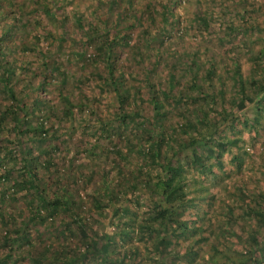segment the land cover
Here are the masks:
<instances>
[{"label": "rangeland", "instance_id": "obj_1", "mask_svg": "<svg viewBox=\"0 0 264 264\" xmlns=\"http://www.w3.org/2000/svg\"><path fill=\"white\" fill-rule=\"evenodd\" d=\"M167 6L169 10L165 16L164 10ZM201 17L208 19L205 29H202ZM76 18L80 20V27L75 24ZM150 20L154 23H150ZM104 23L110 27V34H125L131 39L129 47L120 46L117 52L119 59L117 65L120 73L126 78L125 87L129 94L138 92L139 99L142 100L140 106L148 107L150 112L152 110L148 104L150 92L145 84V74L148 73V79L154 80L153 85L157 88H168L169 74L177 80L178 84L172 86L171 93L178 95L176 104L179 105H174L175 109L166 113L163 119L164 123L169 122L174 127L189 117L179 113L182 112L181 107L188 108L191 114L195 113V108L199 111L204 110L213 120H217V111L211 107L210 100L219 89L223 92L222 100H220L222 105H225L230 98L237 96L239 91L235 74L236 66L239 65L245 82L251 75L260 74L258 68L264 71V0H0L2 38L0 47L4 58L13 65L12 68L16 69L17 73L22 68L25 71L30 69L27 80L18 81L16 86L25 84L23 88L28 97L41 96V99L45 100L44 108L40 107L38 114L39 122L43 120L46 126L52 127L54 124L52 113L58 109L56 95L61 89L60 86L56 87V78L51 79L49 84L40 86V75H43L44 63L51 65L56 60L62 64L67 74H74L80 80V83H76L75 76L69 78L62 93H68L73 104L81 105L83 111L79 110V114H75L72 121L73 127L62 136L63 141L49 139L43 145V147L58 146L61 153L58 155L60 171L66 172L67 177L71 175V178L65 176L62 179L71 180L70 192L83 207L77 219H87L93 211L97 210L91 205L92 203L90 204L91 198L87 192L94 191L92 183L101 186V179H94L90 185H87L86 190L80 187L81 179L87 178L91 181L93 178L89 171H104V176L110 177L113 181L120 180L123 184L116 165L120 163L130 168L136 163L143 164L140 152H136L139 154L138 159L129 158L125 161L120 160L116 155H109L106 149L111 150L113 144L118 143L124 151L130 152L134 143L138 147L146 146L150 136L149 133H145L147 129L150 130L149 122L139 123L141 121L139 118H134V122L126 120L125 128L123 118L119 117L117 112L118 99L113 88L107 84L104 63H95V67L90 65L89 68L92 70L90 72L87 71L88 68L84 69L85 60L75 55L76 52H83L85 57L92 54L94 45L97 44L96 40L89 46L81 45V41L86 40V35H93L92 28L98 31ZM231 29L234 31L232 32ZM144 30L154 35L153 41L146 42L144 38H139ZM51 35L55 37L52 43L49 40ZM36 37L40 38L39 43L34 42ZM60 37L62 38L59 40ZM48 52H50L49 56ZM136 52L141 55L140 58L137 57ZM42 53H46L45 56L49 57L46 61L41 58ZM155 58L159 59L160 67L153 72L145 66L144 60L153 62ZM173 61L177 67L174 71H168ZM211 68L214 72L209 75L207 70ZM36 72L38 73L35 74ZM194 76L197 79L196 83ZM203 88L207 92H203ZM200 91L203 94L200 95ZM181 93L190 94L191 97L184 101L182 97H179ZM9 102L10 100L0 91V104ZM262 105V112L251 108L246 110L249 116L255 115L259 118L254 129L242 122L245 115H238L239 122L237 121V125H234L235 128L230 127L228 123L217 124L218 136H225L231 140L236 138L240 153H236V146L232 149L231 145H227L220 158L216 159L215 154H212L207 159L206 171L201 172L197 168L190 171L187 167L190 181L186 186L185 197L189 202L185 216L180 218L187 223V231L180 236L181 243L176 246L175 252L168 250L161 257L165 264H178V262L207 264L205 261L211 255L223 259L224 253L228 250L232 255H236L238 252L236 249L251 250L243 239L237 240L234 234L244 236L246 232L248 234L252 230H258L260 234V245L255 246L260 254L256 255L257 259L264 263L263 237H261L263 230L258 226L257 219L246 216L238 218L240 210L245 209L246 204V201L242 203L241 200L243 191L250 190L252 192L248 194L250 197L264 195V100ZM43 111L45 115L49 113V116L43 117ZM103 123L106 124L104 129H102ZM5 125L11 126V122L8 121ZM205 125H207L206 122L200 124L201 127ZM115 128L119 134L114 133ZM60 129L65 131V126ZM140 129H144V132H140ZM203 129L206 130V127L201 129L202 134ZM5 131L3 128L0 131V146L14 148L15 136ZM132 131L147 135L134 133L132 136ZM193 134L196 138H201L200 134H195L191 129L186 133L185 138H190ZM113 135L115 138L112 140ZM127 136L134 142L130 143ZM206 141L203 140L202 144ZM91 144H95V148L90 150V155L81 150L77 151V146L91 148ZM0 150L3 151V149ZM186 150L184 153L188 154L190 149ZM39 160L42 161L43 156ZM8 167L13 178L19 177L16 171L18 168L13 161L8 162L6 168ZM12 167L14 169H11ZM41 170L44 177L52 171L50 168ZM240 181L248 189L238 183ZM124 186L126 184L120 187ZM139 189L135 188L130 193L134 212H136V223L133 224L134 226L130 225L134 228V236L125 237L119 242L122 250L125 251L134 250V245L137 244L138 259H141L143 264H157L153 258L158 259L159 255L152 245L153 240L146 239L150 235L142 234L137 230L138 220L146 216L148 203H150L148 195L139 194ZM24 192L23 189L20 194ZM204 196L207 197L205 199L207 207L200 202ZM262 202L260 209L264 211V201ZM25 204V200L7 199L2 204V210L6 214L18 215V220L22 222L21 228L25 230L27 228L31 236V244L42 248L43 243L53 242V249H60V245L65 242L64 238H57L59 228L63 230L58 226V219L54 226L49 224L36 226L32 222L26 226L24 218L29 216V211ZM88 206L91 210H87ZM101 212L104 216L107 209ZM132 216L134 213H128L125 219ZM70 218L71 216L68 215L64 219L67 221ZM93 226L97 230L104 231H111L112 228L107 218L102 221V216ZM4 229L5 224H2L0 220V256L10 251L1 243ZM74 233V237L69 235L66 246L73 247L79 244V236L77 232ZM37 235L42 242H38L35 237ZM64 235H68L66 230ZM26 250L35 252V247L31 249L27 243L18 247L15 256L8 264H36L35 259L31 260L26 255ZM217 250L219 253H216ZM254 250L253 247L252 251ZM49 260L50 257L48 259L45 257L43 264H52ZM95 263L90 258L87 260V264Z\"/></svg>", "mask_w": 264, "mask_h": 264}, {"label": "trees", "instance_id": "obj_2", "mask_svg": "<svg viewBox=\"0 0 264 264\" xmlns=\"http://www.w3.org/2000/svg\"><path fill=\"white\" fill-rule=\"evenodd\" d=\"M164 14L167 16L168 6L165 8ZM208 19L201 17L202 29L206 27ZM150 23H154L150 20ZM75 24L80 27V20L76 18ZM93 35H86V40L81 41V45L89 46L93 41L97 44L94 45V51L88 57L82 52H76L81 60H85L84 69L92 72L89 68L93 67L95 63H104L106 69L107 84L113 88L116 98L118 99V115L122 117V122L126 120L134 122V118H139V123L149 122V129L146 130L149 133V140L146 146H137L134 143L133 149L130 152L123 150L118 143L113 144V149H106L109 155H116L120 160L127 161L129 158L138 159L140 152V158L143 164L136 163L133 167L126 168V165L120 163L116 165V168L120 174L123 184L120 180L113 181L110 177L104 176V171H89L93 175L91 181L80 180V187L86 190L87 185L91 184L94 179H101L102 185L92 183L94 191L87 194L90 196V204L97 210L93 211L89 218H79V212L81 211L82 204L79 203L77 198L73 197L70 192L71 180H63L66 176V172L60 171V158L61 154L58 146L43 147L45 142L49 139L64 140L62 136L66 131H70L73 127V118L75 114H79V110L83 111L82 106L73 104L72 99L68 96V93L63 94L64 86L69 81V78L75 76V82L80 83V80L74 74H67L61 63L54 60L51 65L42 66L43 75H40L41 79L39 84L43 87V84H49L51 79L56 78V87H61L59 93H57L58 109L55 112H50L53 115L54 124L52 127L46 126L43 120L38 121V114L41 109L44 108L45 100L41 99V96L28 97L27 92L24 90V85L16 86L18 81L25 82L27 77L30 76L29 71L22 68L19 73L16 69L12 68V64L6 61L3 56L2 48L0 47V91H2L6 98L10 100L7 104H0V131L2 128L4 131L15 136L13 143L14 148H7L6 146H0V155L4 153L0 158V220L2 224H5V233L2 236L1 243L6 245L10 251L0 256V264H8L10 260L15 256L16 249L27 243L30 248L35 247V252L32 250H26V255L32 260H36V264H43V260L46 257H50L52 264H87V260L90 258L95 261V264H143L141 259H138L139 246L134 245V250H122V245L119 241L124 240L125 237L134 236V228L130 225L136 223L135 208L133 201L131 200V190L140 188V193L148 195V211L146 216H143L141 220H138V231L142 234L150 235L146 239H152V245L155 251L158 253V259L153 258L157 264H165L162 256L170 250L175 252L176 246L181 243V235L187 231V223L184 220H180L186 214L189 200L186 196V186L190 181L187 172L190 169L197 168L198 171L203 172L208 169L207 159L215 154V158L222 156L223 150L227 145L236 146V153H240V148L236 143L238 140L228 139L225 136H218L217 124H226L230 127L237 125L238 115L244 116L242 122L254 129L255 125L259 122V118L255 115L249 116L246 112L248 108L254 111L262 112L264 100V71L258 68L259 75H251L249 80L245 82L242 79L239 65L236 66V81L238 86V94L227 100V103L222 105L223 92L218 90L217 93L211 98V107L216 110L218 119L213 118L206 111H199L195 108V113L188 108H182L179 112L189 116L185 118L179 125L172 126L169 122L164 123L163 119L166 113L175 109L176 97L171 93L172 86L177 85L178 82L172 74H169L168 88H157L154 84V80H149V76L145 74L144 80L146 86L149 88L150 101L148 104L152 109L148 111V107L140 106L142 102L138 94L130 95L125 87V76L120 73L117 65L118 51L120 46L129 47L131 40L129 36L125 34H110V27L107 23L102 25V28L98 31L95 28L91 29ZM233 32L234 30L231 29ZM49 34V33H48ZM154 35H150L148 30H144L139 38H144L146 42L153 41ZM62 37L58 38L59 40ZM54 36H49L50 43L54 42ZM2 41L0 35V43ZM35 43L40 42V38L36 37ZM162 43V40L160 41ZM47 51V49H45ZM48 52V56H49ZM46 53L41 54L43 61H46L49 57L45 56ZM137 57H141L136 52ZM160 56V55H158ZM145 66L153 72H156L160 67L159 59L146 62ZM193 64V63H192ZM15 67V66H14ZM177 67L173 61L169 65L168 71H174ZM211 67V66H210ZM209 67V68H210ZM157 68V69H156ZM213 68L208 69L207 73L211 75ZM36 72L35 74H37ZM141 77V76H140ZM195 83L197 82L194 76ZM203 92H207L204 88ZM200 95L203 94L200 91ZM203 96V95H202ZM179 97H182L184 101H187L190 94L186 95L181 93ZM178 100V99H177ZM146 102V101H144ZM147 103V102H146ZM143 104V103H142ZM182 104H180L181 106ZM153 112V113H152ZM150 113H152L150 115ZM191 114V115H190ZM195 114V115H194ZM46 115L43 111V117ZM33 119V121H32ZM11 122V126L5 125L7 122ZM146 121V122H145ZM206 122V130L202 128L200 124ZM239 122V121H238ZM105 123L102 124V129L105 127ZM65 126V131L60 127ZM200 134L201 138H196L193 134L190 138H185L186 133L189 130ZM5 131V133H6ZM127 131V130H125ZM140 132H144V129H140ZM63 133V134H62ZM114 133H118L117 129H114ZM147 135L145 133L133 132L134 135ZM10 135V134H9ZM112 140L115 138L113 135ZM129 139V136H127ZM130 143L134 141L129 139ZM206 141L202 144V141ZM80 141H83L80 139ZM88 144L87 141H84ZM32 143V145H31ZM202 144V145H201ZM95 148V144H91V148H80L77 146V151H82L90 155V150ZM186 149H190L189 153H184ZM187 151V150H186ZM43 156V160L40 161V157ZM185 157H187L185 159ZM185 159V160H184ZM9 161H13L18 171L19 177H14L10 174L11 170L6 168ZM124 161V162H125ZM186 165V166H185ZM157 167V168H154ZM186 167V168H185ZM50 168L47 177H44L41 173V169ZM11 169H14L13 167ZM80 172V171H79ZM72 174V173H71ZM81 174H85L81 172ZM99 174V175H98ZM95 175V176H94ZM74 176V175H73ZM66 178H71L67 177ZM246 187L241 181L238 182ZM125 185L120 187L119 185ZM139 185V186H138ZM247 188V187H246ZM25 190L23 194H20L21 190ZM248 189V188H247ZM76 191V189H74ZM247 191V192H246ZM95 192V193H94ZM252 192L245 190L241 194L242 203H245V209L240 210L239 219L243 216L254 217L257 219L258 226L263 230V249H264V211L260 209L261 204L264 201V195L249 196ZM249 194V195H248ZM132 196V195H131ZM130 197V198H129ZM204 196L200 202L205 207ZM7 199L13 201L25 200V206L28 207L29 216L24 218L27 224L29 222L34 223L36 226L47 225L54 226L56 219H58V226L63 228L57 233V238H64L63 245H60V249H53V242L48 244H42V248L31 244V236L28 230L21 228V221L18 220V215L14 213H5L2 210V204ZM138 201L136 200V203ZM241 206V204H240ZM239 206V207H240ZM76 208L78 210L76 211ZM91 210L88 206L87 210ZM107 209V212L102 215V210ZM84 211V210H82ZM231 211V209H229ZM128 213H134V216L125 219ZM71 216L69 220H65L66 216ZM76 216V217H75ZM102 216V221L107 218V222L112 224L111 231H104L103 229L97 230L93 224L97 223L98 218ZM104 228L105 225L103 224ZM65 230L68 235H64ZM103 230V231H102ZM79 236L77 246H66L67 240L74 237L75 233ZM234 234V237L243 239L246 245L251 247V250H237L236 255L230 254L228 250L223 259L218 256L211 255L207 264H264L257 259L256 254L258 249L255 246L260 245V234L258 230H252L246 232V235L240 236ZM38 242L42 240L37 236ZM254 247V252L252 251ZM174 250H173V249ZM257 251V253H256ZM216 253H219L217 250ZM238 254V255H237ZM194 258V257H192ZM39 262H38V261ZM49 260V261H50ZM264 260V259H263ZM180 264V262H178ZM203 264V263H202Z\"/></svg>", "mask_w": 264, "mask_h": 264}]
</instances>
